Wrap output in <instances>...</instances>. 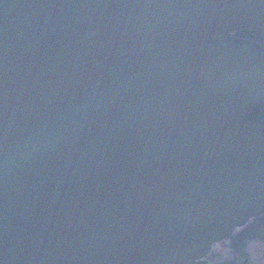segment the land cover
I'll use <instances>...</instances> for the list:
<instances>
[{
    "label": "water",
    "instance_id": "water-1",
    "mask_svg": "<svg viewBox=\"0 0 264 264\" xmlns=\"http://www.w3.org/2000/svg\"><path fill=\"white\" fill-rule=\"evenodd\" d=\"M0 264H264V0H0Z\"/></svg>",
    "mask_w": 264,
    "mask_h": 264
}]
</instances>
